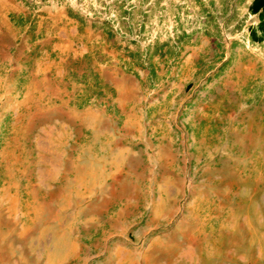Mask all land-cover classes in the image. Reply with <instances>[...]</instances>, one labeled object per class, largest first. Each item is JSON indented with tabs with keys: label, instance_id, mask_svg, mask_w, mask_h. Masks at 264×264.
<instances>
[{
	"label": "rangeland",
	"instance_id": "1",
	"mask_svg": "<svg viewBox=\"0 0 264 264\" xmlns=\"http://www.w3.org/2000/svg\"><path fill=\"white\" fill-rule=\"evenodd\" d=\"M0 0V264H264V7Z\"/></svg>",
	"mask_w": 264,
	"mask_h": 264
},
{
	"label": "trees",
	"instance_id": "2",
	"mask_svg": "<svg viewBox=\"0 0 264 264\" xmlns=\"http://www.w3.org/2000/svg\"><path fill=\"white\" fill-rule=\"evenodd\" d=\"M264 7V0H255L253 3V11L257 12L260 8Z\"/></svg>",
	"mask_w": 264,
	"mask_h": 264
}]
</instances>
